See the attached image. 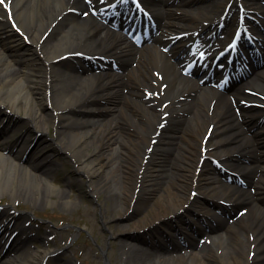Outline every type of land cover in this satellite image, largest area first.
<instances>
[{
  "label": "bare ground",
  "instance_id": "bare-ground-1",
  "mask_svg": "<svg viewBox=\"0 0 264 264\" xmlns=\"http://www.w3.org/2000/svg\"><path fill=\"white\" fill-rule=\"evenodd\" d=\"M242 2L237 8L234 0L229 9L231 0H152L165 10L159 8L150 18L157 33L145 46L137 45L139 37L128 42L119 32V27H127L121 17L127 10L121 6L114 11V3L110 8L103 7V0H6L0 5V136L24 124L28 133L44 134L52 125L59 145L81 168L78 172L97 178L89 193L101 199L106 212L109 200L120 216L137 208L143 216L139 223L114 227L124 264H264V69L258 74L260 83L248 82L228 95L220 88L203 87L200 80L205 81L206 74L201 73L200 80L189 76L192 59H181L187 53L186 38L172 45L177 62L163 50L175 35L198 30L225 14L224 38L212 42L205 36L198 45L205 51L228 52L230 58L243 33L253 29L246 25L253 3ZM173 4L188 7L175 16L167 9ZM255 6L264 38V6ZM238 12L241 21L235 17ZM237 30L240 36L232 45ZM260 47L264 54V43ZM95 60L97 72L88 65ZM232 96L257 110L240 109ZM89 114L96 118H87ZM14 118L19 126L10 122ZM106 120L111 121L104 130ZM232 128L237 130L235 138L228 136ZM3 141L6 138L0 140V195L9 193L13 203L34 198L39 205H58V200L63 207L73 205L51 177L56 163L43 165L50 155L35 159L32 154L27 163L15 162ZM89 144H96L95 152L107 145L109 155L86 161L82 150ZM37 147H42L40 140ZM211 157L227 168H212ZM237 174L247 180V188L236 182ZM24 183L26 191L18 190ZM66 183L71 189L79 185L70 177ZM241 203L247 204L246 216L231 222L227 214ZM12 220V227H0V251L16 256L8 264H42L55 254L48 247L27 255L24 247L30 238L23 235L29 228ZM161 227L177 251L187 249L177 237L186 238V255L163 256L167 242L162 235L154 236L157 241L145 239L147 247L135 242L147 228ZM14 228L20 231L9 242L4 235ZM195 234L204 235L198 241L203 240L205 249H195Z\"/></svg>",
  "mask_w": 264,
  "mask_h": 264
},
{
  "label": "rangeland",
  "instance_id": "rangeland-1",
  "mask_svg": "<svg viewBox=\"0 0 264 264\" xmlns=\"http://www.w3.org/2000/svg\"><path fill=\"white\" fill-rule=\"evenodd\" d=\"M249 1H260L264 4V0ZM194 7L192 6L191 8ZM177 9L178 7H171L174 12H177ZM206 33L209 36H214V39L225 36L223 31L218 33V26L206 28L202 35ZM105 103L104 101L102 105H105ZM86 117L90 119L96 118L94 114H89ZM70 121H73V119ZM108 121L111 120H106L103 124L107 125ZM103 124V129L106 130L108 125L104 126ZM17 125L19 126L20 123L18 122ZM28 128L29 125H20V129L15 134L9 135L10 144L17 142L19 146L23 141H27L25 148L21 149L24 154H22V151L17 152L14 160L24 159V156H31L32 154H34L35 159L39 158V156L44 158L50 155L48 159L43 161V165L49 164V162L56 163L53 166L54 172L51 177H54L55 184L60 187V191L66 192L67 201L72 202L74 206L71 204L72 206L63 207L59 200L58 205H39L34 198H24L17 203H13V198L10 197V194L5 193L0 195V205H2L0 207V219L3 218L4 222L7 221L9 223L12 218H16L20 225L29 228L25 236L31 234L32 238L25 246L24 251L26 254L37 251L42 252L48 247L56 251L57 254L49 257L45 264H105L106 259L110 264H124L120 260L119 230L114 227L123 225L133 227L135 223L140 222L143 216L137 208L136 210H130L131 212L127 215L120 216L121 212L116 209L117 205L113 206L112 200L108 201V211L106 212L101 199L91 196L89 193V186L97 181V178L93 180L78 172L81 168L71 160L70 153L59 145V135L56 128L51 125L50 131L45 132L44 135L28 133ZM42 136L46 137L42 138ZM228 136L235 138L237 130H229ZM39 140L42 147H39L38 150ZM95 146L96 144H89L82 150V154L86 155V161L99 157L104 160L109 155L110 148L107 145H104L98 152H95ZM240 159L243 161L242 158ZM69 177L75 182L79 181V185L73 187L74 189H71L66 183ZM27 186L24 183L16 187L20 191H26ZM106 194L107 192H104L103 197ZM245 207L244 204H239L234 213L242 212ZM229 218L232 219L234 217ZM12 221L14 222V220ZM42 235H45L50 241L43 240ZM156 235L157 238L162 235L165 239L163 227L157 230H149L147 228L143 236H140V239L135 240V242L142 246H147L144 240L154 239L157 241V238L154 237ZM12 257H4L3 262L12 259Z\"/></svg>",
  "mask_w": 264,
  "mask_h": 264
},
{
  "label": "snow or ice",
  "instance_id": "snow-or-ice-1",
  "mask_svg": "<svg viewBox=\"0 0 264 264\" xmlns=\"http://www.w3.org/2000/svg\"><path fill=\"white\" fill-rule=\"evenodd\" d=\"M6 0H0V5H4Z\"/></svg>",
  "mask_w": 264,
  "mask_h": 264
}]
</instances>
